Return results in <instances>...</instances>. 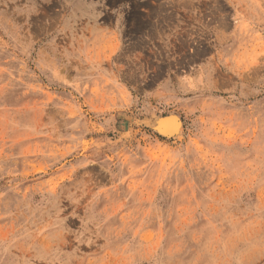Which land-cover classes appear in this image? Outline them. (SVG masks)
Masks as SVG:
<instances>
[{
  "label": "rangeland",
  "instance_id": "1",
  "mask_svg": "<svg viewBox=\"0 0 264 264\" xmlns=\"http://www.w3.org/2000/svg\"><path fill=\"white\" fill-rule=\"evenodd\" d=\"M0 264H264V0H0Z\"/></svg>",
  "mask_w": 264,
  "mask_h": 264
},
{
  "label": "bare ground",
  "instance_id": "2",
  "mask_svg": "<svg viewBox=\"0 0 264 264\" xmlns=\"http://www.w3.org/2000/svg\"><path fill=\"white\" fill-rule=\"evenodd\" d=\"M172 119V118H171ZM166 119H164L165 121ZM169 121V120H168ZM172 121V120H171ZM167 123V121H165ZM171 125H175V121H173L172 123L170 122ZM167 127V126H166ZM177 129V128H176ZM176 131V130H175Z\"/></svg>",
  "mask_w": 264,
  "mask_h": 264
}]
</instances>
